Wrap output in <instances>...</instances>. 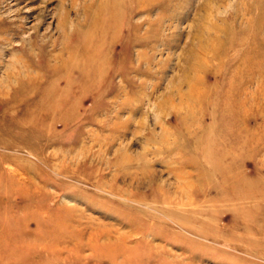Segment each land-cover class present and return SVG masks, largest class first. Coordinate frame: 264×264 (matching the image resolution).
<instances>
[{"label":"rangeland","instance_id":"obj_1","mask_svg":"<svg viewBox=\"0 0 264 264\" xmlns=\"http://www.w3.org/2000/svg\"><path fill=\"white\" fill-rule=\"evenodd\" d=\"M0 264H264V0H0Z\"/></svg>","mask_w":264,"mask_h":264},{"label":"bare ground","instance_id":"obj_2","mask_svg":"<svg viewBox=\"0 0 264 264\" xmlns=\"http://www.w3.org/2000/svg\"><path fill=\"white\" fill-rule=\"evenodd\" d=\"M239 43H242V41H240ZM253 75H254V74H253ZM258 84H259V83H258ZM245 86H246V85H245ZM250 88H251V87H250ZM251 89H252V88H251ZM239 91H240V90H239ZM252 91H253V90H252ZM239 93H240V92H239ZM239 93H238V94H239ZM249 93H251V92H249ZM254 93H255V92H254ZM254 93H253V94H254ZM238 94H237V95H238ZM253 94H252V95H253ZM246 95H247V94H246ZM257 95H258V94H257ZM250 97H251V96H250ZM244 99H245V97H244ZM251 99H252V98H251ZM254 99H255V98H254ZM242 102H243V101H242ZM242 102H241V103H242ZM252 102H253V101H252ZM239 103H240V102H239ZM247 104H248V103H247ZM245 105H246V104H245ZM238 106H239V105H238ZM236 107H237V106H236ZM243 108H244V107H243ZM240 114H241V113H240ZM237 179H238V178H237ZM234 180L237 181L236 179H234Z\"/></svg>","mask_w":264,"mask_h":264}]
</instances>
